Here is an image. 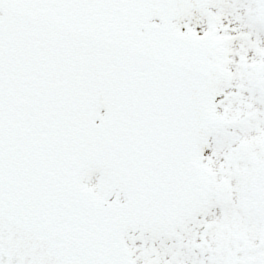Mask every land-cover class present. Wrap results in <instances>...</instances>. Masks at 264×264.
I'll return each instance as SVG.
<instances>
[{
  "label": "snow or ice",
  "instance_id": "obj_1",
  "mask_svg": "<svg viewBox=\"0 0 264 264\" xmlns=\"http://www.w3.org/2000/svg\"><path fill=\"white\" fill-rule=\"evenodd\" d=\"M0 264H264V0H0Z\"/></svg>",
  "mask_w": 264,
  "mask_h": 264
}]
</instances>
